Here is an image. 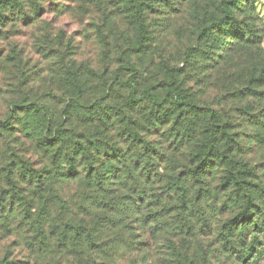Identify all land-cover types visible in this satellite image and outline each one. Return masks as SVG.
<instances>
[{
  "label": "trees",
  "instance_id": "1",
  "mask_svg": "<svg viewBox=\"0 0 264 264\" xmlns=\"http://www.w3.org/2000/svg\"><path fill=\"white\" fill-rule=\"evenodd\" d=\"M115 1L121 5L119 10L125 15L123 19L132 24L135 31L131 46H119L116 51L113 48L107 52L102 50L104 68L108 57L114 53L121 62L114 69L112 78L105 75L108 73L105 70L100 74L104 87L101 100L118 92L114 82L118 79L124 81V73L129 72L125 86L122 85L125 89L127 87V98L123 106L117 105L120 107L117 115L112 111L103 112L101 100L91 98L90 102L91 99H85L80 102L79 110L84 111L81 112L84 129L79 131L73 126H62L53 136L51 130L55 117L49 114L42 100L30 103L24 99L12 104L16 107L32 106L34 112L27 115L32 122L26 119L24 128L29 129V133H39L41 128L40 134H45L38 146L47 157L51 155L42 168L32 170V181L37 185L34 191L3 190L0 193V234L4 237L15 235L17 245L23 242L35 257L34 264H77L78 261L83 264H120L119 260L129 262L133 254L141 256L143 261L148 257L154 260V255L134 252L135 247L131 245L136 242L126 238V235L133 236L130 224L137 219L143 230L150 225L152 232L161 231L166 222L170 223L168 216L172 210L177 209L175 213L180 215L184 227L191 228L193 222L187 212L192 205L193 210H199V215H203L197 204L210 195L211 176L217 169L213 162L215 157L227 166L221 178L223 186L240 196L252 185L247 180L249 173L238 169L236 162L228 158L233 144L229 132L232 122L215 106L219 103L218 96L213 100H200L186 89L180 77L191 68V75H199L203 86L220 87L222 99H228L230 94L252 98L259 106L256 113L261 117L256 115L249 122L264 127L262 40L233 15L234 9L246 11V6L252 7L253 0H222L223 16L197 32V42L182 51V66L181 63L174 66L162 62L158 67L164 73L163 80L156 83L152 82L153 75L144 76L140 68L142 63L138 61L152 49V44L149 46L147 42L150 31L145 14L151 4L146 0ZM185 1L189 3L190 0H178L177 4L184 6ZM12 2L0 0L1 13ZM173 8L179 9L175 5ZM40 10L41 5L37 3L35 13ZM4 17L8 18L3 14L1 18ZM98 34L108 38L104 30ZM104 45L109 46L107 42ZM135 54L140 58L134 60ZM258 56L262 58L260 63L256 61ZM79 66L83 70L86 64L81 62ZM82 72L87 85L91 81L88 72ZM85 90L88 91L87 86ZM67 103L64 113L69 119L74 113L70 99ZM247 107V112L255 113L252 102ZM150 136L157 139L148 140ZM223 139L225 151L220 152L215 147ZM201 143L194 154L195 161L182 164L184 153L191 144ZM64 147L66 153L61 150ZM179 166V173L174 172V167ZM248 170L253 173L251 168ZM60 181L83 184V192L79 198L75 196L72 204L76 207L74 213L71 212L75 218L72 222L63 220L67 217L63 213L70 206V196H66L65 191L60 194L54 188ZM243 195L247 196L244 211L239 218L227 220L223 228L227 237L234 239L238 236L242 240L238 246L243 247V259L250 256L251 261L259 260L264 257L258 237L259 232H264V219L259 218L263 209L257 208L258 204L253 200L255 193ZM7 200L11 203L6 204ZM18 201L19 206L16 205ZM78 218L87 223L79 222ZM121 233L124 239L119 237ZM110 236L113 238L109 240ZM170 255L175 256L174 261L178 264H193L192 260H183L181 253ZM8 258L5 254L0 264H7ZM132 263H135L133 258ZM161 263L173 264L169 259Z\"/></svg>",
  "mask_w": 264,
  "mask_h": 264
},
{
  "label": "rangeland",
  "instance_id": "2",
  "mask_svg": "<svg viewBox=\"0 0 264 264\" xmlns=\"http://www.w3.org/2000/svg\"><path fill=\"white\" fill-rule=\"evenodd\" d=\"M146 1L151 4L145 14L150 31L147 42L149 46L152 44V49L146 57L140 58L135 54L133 59L140 58L138 61L142 63L140 68L144 76L153 75L152 82L156 83L163 80L164 76L158 66L162 62L174 66L180 64L182 51L197 42V32L202 27L223 16V6L222 0H188L189 3L185 1L184 6L177 4L178 0ZM37 3L41 5L38 14L35 13ZM173 5L179 9L173 8ZM120 6L115 0H13L2 13L0 8V193L3 190L25 193L34 191L37 185L32 181V170H39L51 158L48 155V159L47 154L38 146L45 132L40 134V128L39 133H29L30 130L24 128L27 115L34 112L32 106L16 107L12 104L24 99L30 103L42 100L49 114L55 117L51 130L53 136L62 126L83 130L85 124L81 117L83 110L79 111L80 102L91 98L101 100L104 87L100 74L105 70L108 72L105 75L112 78L114 69L121 62L114 53L108 57L104 68L102 50L107 52L109 48L116 51L119 46L129 47L135 38L134 27L123 19L125 15L119 10ZM1 14L8 18H1ZM233 15L242 26L252 29L261 38L264 54V0H253V6H246V11L234 9ZM97 27H100L98 32L104 30L108 38L104 39V36L98 34ZM105 42L109 44L108 47L104 45ZM261 59L258 56L256 61L260 63ZM81 62L86 64L83 70L79 66ZM82 71H87L91 80L87 85ZM126 72L122 77L124 81L118 79L114 82L118 92L101 100L103 112L112 111L116 116L120 108L117 105L123 106L128 93L127 87L125 89L122 86L125 77L129 76V72ZM180 78L186 89L195 93L200 100H213L218 96L219 103L215 106L232 122L229 132L233 144L228 158L236 162L238 169L249 173L247 180L252 185L244 193H255L253 200L258 204V209H263L259 218L264 219V127L249 122L250 118L260 116V113H256L259 112L257 102L254 103L250 97L239 98L231 94L228 99L220 98L222 89L203 86L199 75H191V68L181 73ZM201 88H204L203 92ZM69 99L74 114L67 119L64 111ZM251 102L254 107L252 111L255 112L252 115L246 111L247 104ZM27 120L32 122L31 117ZM150 139L156 140L157 137L150 136ZM224 142L225 139L219 141L215 148L224 152ZM191 145L184 153L182 164L195 161L194 154L202 143ZM61 150L64 153L67 151L65 147ZM213 162L217 169L211 176L210 195L201 204H197L203 210V215H199V210H193L192 205L187 212L194 227H184L180 215L175 213L177 209L172 210L168 216L170 223L166 222L161 231L152 232L150 225L143 230L135 219L130 224L133 236L126 235V238L136 242L131 245L135 247L134 252L154 255V260L148 257L143 261L141 256L131 254L129 262L119 260L120 264H162L166 259L178 264L174 261L175 256L170 255L172 253H181L183 260H192L193 264H264V257L252 261L250 256L243 259V247L238 246L243 243L242 240L238 236L231 239L225 234L224 223L236 216L240 217L247 196L244 193L238 196L229 187L223 186L221 178L226 173V163H222L219 157H215ZM80 166L82 168L83 165ZM180 169V166L174 167V172L179 173ZM60 182L54 188L60 194L65 191L66 196H70V206L63 213L67 217L63 220L72 222L75 218L71 212L76 210L72 204L76 200L75 196L79 198L83 192V184ZM190 192L194 193L192 188ZM9 203L11 201L7 200L6 204ZM19 203L16 205L19 206ZM77 220L84 222L80 218ZM238 222L241 223V219ZM119 235L124 239V234ZM258 237L261 242L259 247L263 246L264 251V232H259ZM112 238L110 236L109 240ZM17 242L15 235L4 237L0 234V259L7 254V264H34L32 260L35 257L31 250L23 242L20 245ZM232 249L235 250L232 252ZM132 258L135 263H132ZM77 264L83 263L78 261Z\"/></svg>",
  "mask_w": 264,
  "mask_h": 264
}]
</instances>
